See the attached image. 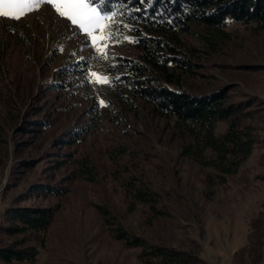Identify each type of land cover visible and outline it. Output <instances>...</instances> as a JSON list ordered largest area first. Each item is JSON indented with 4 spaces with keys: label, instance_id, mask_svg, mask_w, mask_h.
<instances>
[{
    "label": "rangeland",
    "instance_id": "1",
    "mask_svg": "<svg viewBox=\"0 0 264 264\" xmlns=\"http://www.w3.org/2000/svg\"><path fill=\"white\" fill-rule=\"evenodd\" d=\"M113 20L120 42L110 43L104 60L47 3L19 19L0 17V222L13 205L53 208L47 229L27 240L35 258L0 264H141L140 248L116 239L99 207L150 243L231 264L264 196V31L228 20L225 37L199 24L181 36V55L194 66L178 87L225 86L228 100L251 98L256 109L246 121L257 136L251 155L224 183L207 184L210 168L183 153L191 138L115 79L119 57L138 51ZM93 72L110 83L94 82ZM224 128L217 123V132ZM36 183L64 191L31 193ZM137 188L155 194L154 207L134 197Z\"/></svg>",
    "mask_w": 264,
    "mask_h": 264
},
{
    "label": "trees",
    "instance_id": "2",
    "mask_svg": "<svg viewBox=\"0 0 264 264\" xmlns=\"http://www.w3.org/2000/svg\"><path fill=\"white\" fill-rule=\"evenodd\" d=\"M96 6L103 13H115L117 21L124 27L127 25L125 29L138 51L137 58L119 57L120 74L115 79L126 86L129 97L149 104L155 114L172 120L175 129L191 138L183 153L210 168L207 184L224 183L251 155L257 142L254 126L246 122L256 112L254 101L251 98L228 100L225 86L202 92L178 87L194 66L191 58L181 55L186 53L180 48L181 36L191 34L193 25L199 24L225 37L222 27L228 20L254 24L264 31V0H96ZM187 48L189 52L195 51L193 46ZM219 122L225 125L222 132L216 131ZM35 124L46 125L39 120ZM80 133L76 131L74 135ZM60 163L56 162L55 167ZM23 166L28 167L30 163ZM258 177L264 182V172ZM29 191L47 195L64 189L36 183ZM133 195L139 201L150 202L152 207L157 201L155 194L147 189L137 188ZM99 211L116 239L140 248L141 264H210L186 250L153 244L131 234L116 223L109 211L103 207ZM52 216L50 206L13 205L5 209L0 222V260L5 263L32 261L38 250L27 240L44 232ZM2 234L13 239L7 241ZM263 247L264 196L260 212L250 219L247 242L233 251L231 264L260 263Z\"/></svg>",
    "mask_w": 264,
    "mask_h": 264
},
{
    "label": "snow or ice",
    "instance_id": "3",
    "mask_svg": "<svg viewBox=\"0 0 264 264\" xmlns=\"http://www.w3.org/2000/svg\"><path fill=\"white\" fill-rule=\"evenodd\" d=\"M47 3L61 18L67 19L72 26L77 27L76 36H85V46L91 45L100 59H108L106 49L110 43H119L118 31H113L109 22L115 23V13L102 14L96 6V0H0V17L19 19L26 12L39 9ZM127 27V25H125ZM124 39H128L124 37ZM132 42V41H130ZM96 83H110L107 76L100 77L91 73ZM101 105L104 102L101 101Z\"/></svg>",
    "mask_w": 264,
    "mask_h": 264
},
{
    "label": "crops",
    "instance_id": "4",
    "mask_svg": "<svg viewBox=\"0 0 264 264\" xmlns=\"http://www.w3.org/2000/svg\"><path fill=\"white\" fill-rule=\"evenodd\" d=\"M245 243H246V242H245ZM230 262H231V260H230ZM262 262H263V264H264V256H263V261H262ZM262 262H261V264H262Z\"/></svg>",
    "mask_w": 264,
    "mask_h": 264
}]
</instances>
